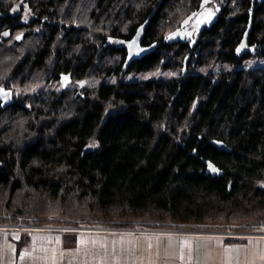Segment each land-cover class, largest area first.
Listing matches in <instances>:
<instances>
[{
    "label": "trees",
    "instance_id": "16d2710c",
    "mask_svg": "<svg viewBox=\"0 0 264 264\" xmlns=\"http://www.w3.org/2000/svg\"><path fill=\"white\" fill-rule=\"evenodd\" d=\"M17 1L0 0V85L18 89L0 107V223L264 224V63L243 64L264 60V0H221L190 49L157 42L201 0H34L33 24ZM138 24L157 50L127 63Z\"/></svg>",
    "mask_w": 264,
    "mask_h": 264
},
{
    "label": "crops",
    "instance_id": "0c3cea01",
    "mask_svg": "<svg viewBox=\"0 0 264 264\" xmlns=\"http://www.w3.org/2000/svg\"><path fill=\"white\" fill-rule=\"evenodd\" d=\"M95 225L0 223V264H264V225L231 233Z\"/></svg>",
    "mask_w": 264,
    "mask_h": 264
},
{
    "label": "flooded vegetation",
    "instance_id": "af4514ba",
    "mask_svg": "<svg viewBox=\"0 0 264 264\" xmlns=\"http://www.w3.org/2000/svg\"><path fill=\"white\" fill-rule=\"evenodd\" d=\"M220 1L221 0H201L199 6L194 9L193 15L187 16V20L185 22H183L182 25H178L177 28H176V23H175L172 32H170L168 35L166 33L164 34V37H166L165 40H163V38H161V40H158V42L156 40H154L153 42L148 43L147 40H145V37H143L142 45L144 47H151V51H152V50H157V48H155V46L157 44L158 45L161 44V42L166 43V44H168V43L176 44V41H177V42L186 44L188 49H190V47H192L194 45V42H195L194 38L197 35V33L204 28L210 27L211 24L217 20L219 14L221 13V8H222V3H220ZM28 2L33 4L35 1L34 0H28V1L27 0H18L16 2L15 15L18 18L19 24H24V23L28 24L31 22V20H32V24L34 23L33 22L34 18H32V19L27 18L26 13H25L26 9L22 6L23 4L28 3ZM38 2L41 3V0H39ZM32 11H33V14L35 16H37V14H40L39 8H33ZM198 12L203 13V18L200 21L196 20V16H197ZM58 25L59 26L64 25L63 28L66 31V30L70 29L71 25H75V23L64 21V22H59ZM139 25L140 24H138L135 27L134 32L136 31V29ZM34 30H35V28H34ZM65 31L64 30L62 31V35L64 34ZM134 32L131 34V36L134 34ZM19 33H24V30L19 31ZM113 42L115 43V37H113ZM156 42H157V44H156ZM122 44H123L124 49L126 51V48L124 45L125 42H122ZM148 52L149 51H146V52L140 53L137 56L128 57L127 63H131L134 60L141 58L142 56H144ZM188 52L189 51H187V53ZM184 60H185V58H184Z\"/></svg>",
    "mask_w": 264,
    "mask_h": 264
},
{
    "label": "rangeland",
    "instance_id": "374dc122",
    "mask_svg": "<svg viewBox=\"0 0 264 264\" xmlns=\"http://www.w3.org/2000/svg\"><path fill=\"white\" fill-rule=\"evenodd\" d=\"M27 15L32 18V17H35V15L33 14V11L32 10H28L27 12ZM19 33V31L16 32V34ZM9 34V30L8 29H5L2 33L3 36H7ZM15 34V35H16ZM20 34V33H19ZM184 62V61H183ZM264 63V60H257V59H248L246 61L243 62L244 65L246 66H249V65H255V64H263ZM223 67H226V65H223L221 63H216L212 66H201L200 68L196 69V70H219V69H223ZM182 68V67H181ZM163 73H161L159 70H153V71H150V72H134V73H128L126 76H125V79L126 80H131V79H142V78H149V77H159V76H162ZM166 76L169 75V73L165 74ZM115 78H109V81L110 82H113ZM71 83V82H70ZM68 83V84H70ZM59 85H61V82L59 81L58 83ZM57 84V86H59ZM18 92V89H15L14 90V94ZM24 219L21 218V217H17V221L16 222H13V223H24V224H30V225H37V226H73V227H77V226H92V225H95V224H103L101 222H95V221H89V222H74V223H64V222H61V223H45V224H40V223H35V222H24L23 221ZM106 225V224H105ZM262 225L264 224H249V225H246V224H234V223H230L228 225L226 224H220V223H212V224H207V225H203V224H190V225H184V224H178V223H164V222H159V221H156V222H146L145 224H137L135 226H131V227H115V228H143V227H156V228H164V229H168V228H174V227H177V226H180V227H186V228H199V229H202V230H205V231H220V232H224V233H231V231H242V230H245V231H248V230H254V229H258L259 227H261ZM96 226V225H95ZM111 226V225H109ZM224 226V227H222ZM103 227V226H101ZM111 227H114V226H111ZM230 227H233V228H230ZM236 227H248V229H241V230H236Z\"/></svg>",
    "mask_w": 264,
    "mask_h": 264
},
{
    "label": "water",
    "instance_id": "95a60500",
    "mask_svg": "<svg viewBox=\"0 0 264 264\" xmlns=\"http://www.w3.org/2000/svg\"><path fill=\"white\" fill-rule=\"evenodd\" d=\"M1 15H2V10L0 7V17ZM191 15H193V12H191L188 16H191ZM149 17L150 15L148 16V18ZM202 18H203V13L198 12L196 16V20L200 21ZM249 21L250 22L252 21V14H250ZM144 31H145V24H140L137 27L134 34L125 42L124 45H125L126 54L128 57L137 56L140 53L149 51L151 49V47H144L142 45ZM21 37H23V33L18 34L16 36V39L19 40L21 39ZM59 81L61 82L62 89H64L67 86V84L72 81L71 73L70 72H60ZM13 95H14V92L11 88H6L5 86L0 85V107L5 108L6 106L10 105L14 101ZM209 141L212 145H214L219 150H226V151L231 150L229 146L223 140L211 138ZM204 162L206 164V173H211L212 175H214L215 174L214 168L216 166H214V164L209 160H205ZM219 173H220L219 171L216 172V174H219ZM228 188H230V186H228Z\"/></svg>",
    "mask_w": 264,
    "mask_h": 264
}]
</instances>
